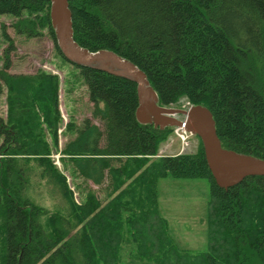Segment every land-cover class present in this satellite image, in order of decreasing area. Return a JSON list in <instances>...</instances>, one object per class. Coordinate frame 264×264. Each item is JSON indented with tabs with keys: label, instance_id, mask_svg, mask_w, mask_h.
<instances>
[{
	"label": "trees",
	"instance_id": "obj_1",
	"mask_svg": "<svg viewBox=\"0 0 264 264\" xmlns=\"http://www.w3.org/2000/svg\"><path fill=\"white\" fill-rule=\"evenodd\" d=\"M68 7L81 47L134 63L159 105L207 107L223 148L264 159V0H68ZM49 8V0H0V18L10 17L17 35L53 41L79 71L102 127L69 119L59 131V76L9 73L13 43L0 24L9 43L0 67V264H264V176L219 187L198 137L194 153L156 156L173 128L137 122L134 82L67 61ZM61 133L73 135L62 147ZM57 152L62 169L51 157ZM167 176L209 181L206 251L190 253L169 236L157 195ZM37 178L58 199L53 209L34 202Z\"/></svg>",
	"mask_w": 264,
	"mask_h": 264
},
{
	"label": "rangeland",
	"instance_id": "obj_2",
	"mask_svg": "<svg viewBox=\"0 0 264 264\" xmlns=\"http://www.w3.org/2000/svg\"><path fill=\"white\" fill-rule=\"evenodd\" d=\"M12 19L8 16L0 18V24H4L6 33L10 36L13 43V50L9 51L8 57L10 61L9 73L12 74H34L38 69L55 73L59 76V109L62 117V123L59 131L61 132L69 119L77 126H81L85 118L100 127L102 122L99 119H93L91 115L92 103L88 99L86 86L83 84L82 77L77 68L72 67L64 62L54 50L53 41L48 38L46 34L34 38H26L17 35L14 29L10 26ZM44 33V32H43ZM9 46L8 42L0 39V67L2 54L4 49ZM70 86V87H69ZM183 103V102H181ZM185 103L179 108H186ZM5 107L3 105V97L0 99V113L3 114ZM73 137L72 134L59 136V146ZM197 136L188 133L187 138L183 141L176 135L175 129L172 130L168 138L161 142L157 149L156 156H174L165 155L166 151H162L166 145L171 147V152L178 149L179 153H194L198 147ZM179 146V148H178ZM163 153V154H162ZM162 154V155H161ZM61 154L59 152L51 155L54 164L62 169L60 161ZM68 182L73 189L72 177L68 171L65 172ZM81 180V179H80ZM78 180V182H80ZM35 186L33 193L35 195L34 202L42 205L47 209H53L57 198L52 199L46 192L45 181L41 178L35 179ZM89 186L96 191L101 197L104 194L99 191L98 187L91 182ZM158 205L162 209L161 212L166 213L167 209L174 208L180 216L178 223H171L170 235L173 243L178 247L190 253H200L207 250V236L205 226L194 224L188 220H202L204 215L202 213L206 198L209 199V181L205 178H174L171 176L159 179L157 184ZM76 200L81 198L74 194ZM178 210V211H177ZM143 264V263H139Z\"/></svg>",
	"mask_w": 264,
	"mask_h": 264
},
{
	"label": "water",
	"instance_id": "obj_3",
	"mask_svg": "<svg viewBox=\"0 0 264 264\" xmlns=\"http://www.w3.org/2000/svg\"><path fill=\"white\" fill-rule=\"evenodd\" d=\"M50 23L56 45L70 63L96 69L127 79L136 85L135 118L140 124H153L160 130L166 127L184 128L197 136L203 147L204 158L215 183L228 189L248 176H264V159L238 153L221 146L210 110L200 104L186 108L158 104V98L143 70L111 50L90 52L80 47L72 37V14L68 0H49Z\"/></svg>",
	"mask_w": 264,
	"mask_h": 264
},
{
	"label": "crops",
	"instance_id": "obj_4",
	"mask_svg": "<svg viewBox=\"0 0 264 264\" xmlns=\"http://www.w3.org/2000/svg\"><path fill=\"white\" fill-rule=\"evenodd\" d=\"M178 148H179V146H178ZM162 151H166V152H170V153H166L165 155H175L176 153H179L178 152V149L176 150V151H174V152H171V147H169L168 148V146L166 145L164 148H162ZM163 154V153H162ZM161 154V155H162ZM206 200H207V198H206ZM208 202V200L207 201H205V205H206V203ZM158 209H159V213L161 214V216L166 220V222H167V231H168V234H169V236L171 237V235H170V229H171V227H170V225H171V223H178L179 221H180V216H182V215H179L177 212H176V214H175V209L174 208H169V209H167V211H166V213H163V212H161L162 211V209H161V207H160V203H159V205H158ZM178 211V210H177ZM202 213H203V215H204V219L202 220V217H201V220H192V221H190V220H188L189 222H192V223H194V224H198V223H201V224H199V225H201V226H205V214H206V206H204L203 207V211H202ZM195 222H198V223H195ZM171 238H173V237H171Z\"/></svg>",
	"mask_w": 264,
	"mask_h": 264
},
{
	"label": "built area",
	"instance_id": "obj_5",
	"mask_svg": "<svg viewBox=\"0 0 264 264\" xmlns=\"http://www.w3.org/2000/svg\"><path fill=\"white\" fill-rule=\"evenodd\" d=\"M175 133L179 136L183 141L187 138L188 133L184 130V128H175Z\"/></svg>",
	"mask_w": 264,
	"mask_h": 264
},
{
	"label": "bare ground",
	"instance_id": "obj_6",
	"mask_svg": "<svg viewBox=\"0 0 264 264\" xmlns=\"http://www.w3.org/2000/svg\"><path fill=\"white\" fill-rule=\"evenodd\" d=\"M72 37H73V34H72ZM73 40H74V38H73ZM75 41V40H74ZM76 42V41H75ZM77 43V42H76ZM78 44V43H77ZM79 45V44H78ZM80 46V45H79ZM81 47V46H80ZM86 49V48H85ZM88 50V49H87ZM88 51H90V50H88ZM96 51H99V50H96ZM96 51H90V52H96Z\"/></svg>",
	"mask_w": 264,
	"mask_h": 264
}]
</instances>
